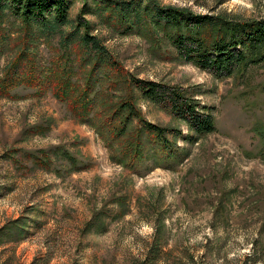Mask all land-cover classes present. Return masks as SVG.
I'll return each instance as SVG.
<instances>
[{
	"label": "rangeland",
	"instance_id": "rangeland-1",
	"mask_svg": "<svg viewBox=\"0 0 264 264\" xmlns=\"http://www.w3.org/2000/svg\"><path fill=\"white\" fill-rule=\"evenodd\" d=\"M155 1L231 22L264 19V0ZM101 2L69 0V24L49 41L10 17L1 27L26 38L40 69L68 48L80 83L87 33L132 77L187 90L215 131L187 139L183 122L131 90L142 118L168 130L169 149L149 145L128 166L91 114L82 122L49 92L11 91L13 100L0 98V264H264V63L217 79L165 40L154 47L142 29L124 33L109 9L98 13ZM13 54L0 48V74Z\"/></svg>",
	"mask_w": 264,
	"mask_h": 264
},
{
	"label": "trees",
	"instance_id": "trees-1",
	"mask_svg": "<svg viewBox=\"0 0 264 264\" xmlns=\"http://www.w3.org/2000/svg\"><path fill=\"white\" fill-rule=\"evenodd\" d=\"M96 9L99 14L109 9L107 18L113 19L124 33H138L142 29L143 37L150 39L154 47L165 40L177 58L217 79L229 78L251 65L264 63V19L231 22L162 7L155 0H102ZM68 10L69 0H0V48L8 45L14 52L11 62L0 74V98L13 100L11 91L18 88L35 90L38 95L49 92L76 119L86 122L91 114L102 129L100 134L104 132L103 140L112 143L117 149L116 157L128 166L142 160L149 145H160L161 152L169 149L168 130L142 118L131 90L138 91L146 101L183 122L190 133L187 139L215 131L212 113L187 90L132 77L99 40L87 33L79 38L86 51L77 58L84 74L80 83L73 80L75 73L71 55L66 54L68 48L62 53L57 51L53 61L40 69L35 55L28 52L30 44L26 38L18 41L19 37L7 35L1 27V22L10 17L39 31L48 40L69 24ZM83 26L86 24L78 25ZM100 71L104 76L98 80V89L96 78ZM120 87L124 95L113 98L111 91ZM32 132L35 133L34 128Z\"/></svg>",
	"mask_w": 264,
	"mask_h": 264
}]
</instances>
